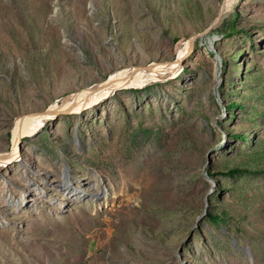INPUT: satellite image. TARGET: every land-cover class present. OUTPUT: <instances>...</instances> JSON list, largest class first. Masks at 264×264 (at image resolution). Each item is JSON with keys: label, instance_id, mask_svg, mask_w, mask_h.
Segmentation results:
<instances>
[{"label": "rangeland", "instance_id": "obj_1", "mask_svg": "<svg viewBox=\"0 0 264 264\" xmlns=\"http://www.w3.org/2000/svg\"><path fill=\"white\" fill-rule=\"evenodd\" d=\"M2 154L0 264H264V0H0Z\"/></svg>", "mask_w": 264, "mask_h": 264}, {"label": "bare ground", "instance_id": "obj_2", "mask_svg": "<svg viewBox=\"0 0 264 264\" xmlns=\"http://www.w3.org/2000/svg\"><path fill=\"white\" fill-rule=\"evenodd\" d=\"M237 0H235L236 2ZM232 5H230L228 2L225 3L224 5V9L223 12L225 10H228L230 7H232ZM228 12V11H227ZM226 13V12H225ZM223 17V16H222ZM214 40V39H213ZM209 43H212L211 41ZM220 68H218V77L220 75ZM155 71V70H154ZM128 74V73H127ZM123 77V76H122ZM135 77V75L131 74V77L129 79H127L126 83L129 82H135V80H133L132 78ZM121 78V77H120ZM137 78V77H136ZM113 82L111 83L109 88H114L116 86H118V82H119V76H114L112 78ZM135 84V83H134ZM139 84V83H137ZM136 84V85H137ZM108 88L102 90H95L92 92H87L82 94V96L80 97V100L77 102L79 108H82L84 105L88 104V103H93L94 101H96L97 99H100L102 97H105L107 92H109ZM111 91V90H110ZM69 105V104H68ZM75 107V106H74ZM63 108H65L64 105L62 106H58V105H53L51 106V108L49 109V111L46 112V114L43 115H31V116H25V117H21L16 124V129H15V134H14V139H13V144H14V148H13V155L14 157L18 156L17 155V151H18V145L20 143V139L24 134H31L33 133L35 130L39 129L42 125V123L46 120L47 116L50 115H54L55 112L57 111H61ZM67 108V107H66ZM10 158V157H9ZM8 158H5V154L0 155V167L2 166L3 162H7ZM78 196V194H77Z\"/></svg>", "mask_w": 264, "mask_h": 264}, {"label": "trees", "instance_id": "obj_3", "mask_svg": "<svg viewBox=\"0 0 264 264\" xmlns=\"http://www.w3.org/2000/svg\"><path fill=\"white\" fill-rule=\"evenodd\" d=\"M235 28H234V22H231V24H229L228 26H227V34H229V35H231L235 30H234ZM208 37V40L209 41H211V42H213V37L212 36H209V35H207ZM227 106V109L229 110V109H231V107H233V104H228V105H226ZM236 106H238V105H236ZM232 137L234 138V139H238V138H241V139H243L244 138V136L242 135V134H235V135H232ZM241 170L240 169H229L227 172H221V174H229V173H239ZM209 215V217L210 218H212L213 217V215L211 214V213H209L208 214Z\"/></svg>", "mask_w": 264, "mask_h": 264}, {"label": "water", "instance_id": "obj_4", "mask_svg": "<svg viewBox=\"0 0 264 264\" xmlns=\"http://www.w3.org/2000/svg\"><path fill=\"white\" fill-rule=\"evenodd\" d=\"M207 32H208V30L205 31L204 33H207ZM204 33H203V34H204ZM203 34H202V35H203ZM214 38H215V37H214ZM208 47H209L210 50H213V49H212V44H210ZM218 68H220L219 65H218ZM54 114H55V113H54ZM66 172H67V171H66ZM64 182H66L68 185L70 184L69 176H68L67 173H65V175H64Z\"/></svg>", "mask_w": 264, "mask_h": 264}]
</instances>
